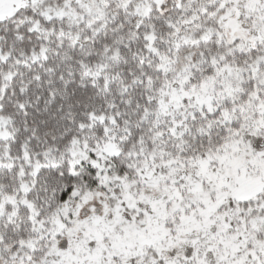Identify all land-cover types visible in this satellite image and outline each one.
Returning a JSON list of instances; mask_svg holds the SVG:
<instances>
[{
  "label": "snow or ice",
  "instance_id": "snow-or-ice-1",
  "mask_svg": "<svg viewBox=\"0 0 264 264\" xmlns=\"http://www.w3.org/2000/svg\"><path fill=\"white\" fill-rule=\"evenodd\" d=\"M0 264H264V0H0Z\"/></svg>",
  "mask_w": 264,
  "mask_h": 264
}]
</instances>
